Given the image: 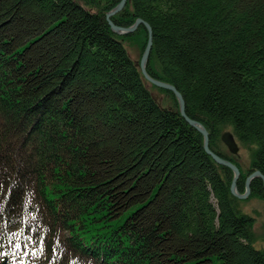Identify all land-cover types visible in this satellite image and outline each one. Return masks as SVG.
Instances as JSON below:
<instances>
[{
	"label": "trees",
	"instance_id": "1",
	"mask_svg": "<svg viewBox=\"0 0 264 264\" xmlns=\"http://www.w3.org/2000/svg\"><path fill=\"white\" fill-rule=\"evenodd\" d=\"M121 1L0 0V264H264L233 171L129 56L146 28L110 27ZM138 19L149 75L244 194L264 175V0H128L112 21ZM226 128L246 173L218 146Z\"/></svg>",
	"mask_w": 264,
	"mask_h": 264
},
{
	"label": "water",
	"instance_id": "2",
	"mask_svg": "<svg viewBox=\"0 0 264 264\" xmlns=\"http://www.w3.org/2000/svg\"><path fill=\"white\" fill-rule=\"evenodd\" d=\"M127 1L128 0H122L121 3L116 8H114L112 11H110L106 16L107 20L109 22V25L112 28L113 32L118 34V35H121V36H126V35H131V34L135 33L139 29L140 26H144L146 28V30L148 32V43H147V46L145 48V51L143 53V56H142V59H141L140 65H139L144 78L151 85H154L157 88L172 92L175 95V97L177 98L178 103H179L181 116L186 120V122L188 124H190L193 128H195L199 133L202 134V136L204 138V149H205L206 153L208 155H210L216 163H218L221 166L227 167L233 171L234 178H233V182L231 185V192H232L233 196L240 199V200L248 199L249 196L251 195V183H252V181L256 178H260L263 180V183H264V175L259 171L252 173L246 179V183H245L246 192L244 194L240 193V191L238 189V181L241 177L240 169L234 163H232L231 161H229L227 159L220 157L219 155H217L216 153H214L210 149V134H209L208 130L206 129V127L202 123L191 119L187 115L185 100H184L182 94L177 90V88L171 84L159 81V80H157V79H155L149 75L148 64H149V59H150L152 46H153V30H152L151 26L148 23H146L145 21H143L142 19H138L134 25H132L128 28L117 26L112 21V18L115 15H117L118 13H120L125 8ZM222 141L231 150V152H233L234 154H236L238 152V150H239L238 144L235 141V138L233 135H231L230 133L223 135ZM7 263H8V260L5 259L2 264H7Z\"/></svg>",
	"mask_w": 264,
	"mask_h": 264
},
{
	"label": "rangeland",
	"instance_id": "3",
	"mask_svg": "<svg viewBox=\"0 0 264 264\" xmlns=\"http://www.w3.org/2000/svg\"><path fill=\"white\" fill-rule=\"evenodd\" d=\"M124 45L131 59L139 66L145 49L144 51H142L136 43L130 40L125 41ZM147 86L160 106L166 108L173 107L172 101L168 96H166L161 91L155 89L149 83L147 84ZM228 133L233 135L231 128L223 129L221 131V136L223 137V135ZM222 137L220 139H222ZM235 141L237 142L239 148L236 154L231 152V150L223 143V141H220L218 146H220V149L224 154H226L231 159L235 160L246 173L249 170L251 161L250 152L245 147H243L241 143H239L237 140ZM243 202L244 212L251 215L256 220L254 231L257 235V238H259L258 245L264 246V200L249 197L248 199L243 200Z\"/></svg>",
	"mask_w": 264,
	"mask_h": 264
}]
</instances>
